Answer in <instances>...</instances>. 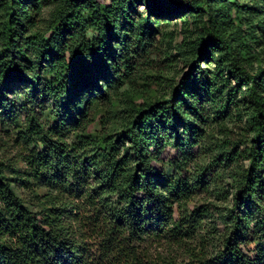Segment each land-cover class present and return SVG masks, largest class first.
Returning a JSON list of instances; mask_svg holds the SVG:
<instances>
[{"label":"trees","instance_id":"16d2710c","mask_svg":"<svg viewBox=\"0 0 264 264\" xmlns=\"http://www.w3.org/2000/svg\"><path fill=\"white\" fill-rule=\"evenodd\" d=\"M199 5L207 12V39L174 93L131 107L122 132L88 133L99 106L95 92L110 101V84L130 78L133 55L156 31L140 7L164 18ZM29 11L23 5L7 21L0 109L18 119V104L4 88L22 80L32 85L34 102L54 96L60 104L50 125L27 114L25 135L37 146L24 158V171L0 160V264H264V68L247 65L251 46L240 23L210 0H67L53 22L57 29L48 39H33L54 78L34 79L23 60ZM128 29L137 31L134 43ZM213 50L236 86L226 94L231 81L224 87L201 65L213 60ZM236 88L244 90L252 114L243 123L236 111L239 133L224 129L213 161L229 175L232 205L224 215L207 206L190 209L207 187L208 168L198 155L211 135L209 110L215 120L232 114ZM168 147L178 152L172 174L155 166ZM216 238L219 245L209 251ZM173 248H186L188 262L173 257Z\"/></svg>","mask_w":264,"mask_h":264},{"label":"rangeland","instance_id":"374dc122","mask_svg":"<svg viewBox=\"0 0 264 264\" xmlns=\"http://www.w3.org/2000/svg\"><path fill=\"white\" fill-rule=\"evenodd\" d=\"M67 0H0V61L5 57L3 48L5 47V28L8 19L18 11L23 5L29 8V23L27 33L24 34L23 52L25 74L37 79H53V66L50 61L39 62V55L33 47V39L44 37L48 39L58 26L53 27L59 9ZM210 4L215 8L224 7V13L236 24L240 23L243 30L248 33L247 42L251 46V51L245 55L247 65L251 69L264 68V1L263 0H210ZM140 15L143 18L150 17L151 24L156 31L150 38L149 45L133 55L135 70L134 73L124 82L123 85L110 84V101H104L98 91L99 106L91 111L93 122L89 125L88 133L106 132L108 135H115L125 130L130 119V109L134 105H141L143 102H157L164 98H169L180 84L188 70L193 66V62L199 58L203 50L204 41L207 39V12L203 5H199L192 12H182L179 15H167L164 18L149 16L145 7H140ZM228 32L230 28H227ZM128 41L135 42L137 31L128 29ZM149 36V35H148ZM146 36V37H148ZM95 34L90 33L92 39ZM149 41V40H147ZM119 46L120 42H114ZM213 60L203 61L202 67L210 70L216 77L217 83L224 80V87L227 81H231V87L224 88V94L235 86L234 81L228 76L226 66L219 65L220 52L213 50ZM7 96L16 100L18 104V119L10 120L0 109V160L11 165L12 168L24 171L26 164L24 158L37 145L32 137L25 135L27 114L37 116L42 123L50 125L57 112L60 100L53 97L42 98L34 102L33 87L30 83L17 81L4 88ZM207 107L212 103H206ZM233 113H228L220 120H215L214 111H210L209 140L198 155L201 165L208 168L206 174L207 187L205 190L197 191L195 197L189 204L190 209L198 206H207L213 215L221 213L232 205L231 180L228 174H224V169L219 164L213 162L217 152L215 144H220L224 138V129L235 130L239 133L241 123L238 120L236 111L240 109L243 116V123L247 122L252 109L246 101L244 90L237 89L234 92V104L231 107ZM41 147H39V150ZM178 152L173 147H168L161 154L162 165L155 164L172 174L170 163L177 158ZM192 168V167H191ZM190 168V169H191ZM192 170V169H191ZM13 181L14 176L9 174ZM26 202L32 203V199L27 192L16 189ZM229 190V194H227ZM210 206V207H209ZM217 207V208H215ZM212 222V221H211ZM207 223L204 236H208V229L211 227ZM224 226L218 223V231H223ZM219 245L217 238L213 244L208 245V250L212 251ZM195 246V245H194ZM215 246V247H213ZM173 257L179 262L186 261L187 249L173 248Z\"/></svg>","mask_w":264,"mask_h":264}]
</instances>
